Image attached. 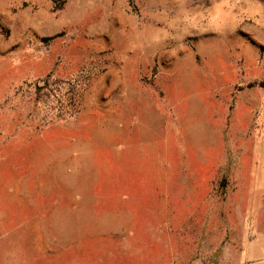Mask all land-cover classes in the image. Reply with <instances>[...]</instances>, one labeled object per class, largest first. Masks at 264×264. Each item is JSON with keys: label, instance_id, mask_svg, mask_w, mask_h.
I'll use <instances>...</instances> for the list:
<instances>
[{"label": "rangeland", "instance_id": "1", "mask_svg": "<svg viewBox=\"0 0 264 264\" xmlns=\"http://www.w3.org/2000/svg\"><path fill=\"white\" fill-rule=\"evenodd\" d=\"M259 83L264 0H0V264H264Z\"/></svg>", "mask_w": 264, "mask_h": 264}, {"label": "trees", "instance_id": "2", "mask_svg": "<svg viewBox=\"0 0 264 264\" xmlns=\"http://www.w3.org/2000/svg\"><path fill=\"white\" fill-rule=\"evenodd\" d=\"M129 2H131V0H128ZM253 85H255L254 83H252V84H249V86H253ZM259 85L260 86H264V85H261L260 83H259Z\"/></svg>", "mask_w": 264, "mask_h": 264}]
</instances>
